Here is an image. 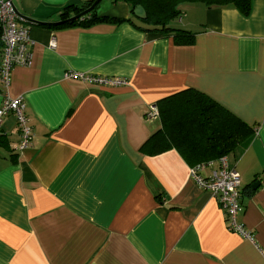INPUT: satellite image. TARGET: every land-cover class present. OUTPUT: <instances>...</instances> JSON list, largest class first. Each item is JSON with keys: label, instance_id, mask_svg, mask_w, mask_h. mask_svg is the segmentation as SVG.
I'll list each match as a JSON object with an SVG mask.
<instances>
[{"label": "crops", "instance_id": "obj_1", "mask_svg": "<svg viewBox=\"0 0 264 264\" xmlns=\"http://www.w3.org/2000/svg\"><path fill=\"white\" fill-rule=\"evenodd\" d=\"M91 1H13L33 45L30 63L14 68L8 87L0 82V107L23 97L34 138L19 151L18 120L4 119L0 264H264V0L248 16L184 8L177 27L195 33L190 45L143 30L113 0L97 12L124 22L66 25L75 13L62 19L64 8ZM71 72L127 84H89ZM188 89L254 129L227 156L241 177L238 222L248 236L231 230L179 151L145 146L162 129L161 115L146 118L150 108Z\"/></svg>", "mask_w": 264, "mask_h": 264}, {"label": "trees", "instance_id": "obj_2", "mask_svg": "<svg viewBox=\"0 0 264 264\" xmlns=\"http://www.w3.org/2000/svg\"><path fill=\"white\" fill-rule=\"evenodd\" d=\"M254 0H113L126 3L132 13L142 7L146 20H139L143 30L164 35H174L179 44H193L195 33L177 26H171L176 19L181 20L183 9L190 5H203L207 9L233 7L243 15L251 12ZM95 0L83 6L69 5L64 8L62 19L75 17L92 6ZM96 7L91 13L66 25L91 27L103 22L122 23L124 20L98 14ZM137 19V18H136ZM162 129L146 143L153 153H164L175 149L191 165L196 167L216 162L232 154L238 146L247 142L254 129L244 123L230 110L214 99L195 89H188L167 97L159 102Z\"/></svg>", "mask_w": 264, "mask_h": 264}, {"label": "built area", "instance_id": "obj_3", "mask_svg": "<svg viewBox=\"0 0 264 264\" xmlns=\"http://www.w3.org/2000/svg\"><path fill=\"white\" fill-rule=\"evenodd\" d=\"M13 1L0 0V82L5 87H8L15 67L27 66L30 63L31 47L33 45L30 30L21 24L23 19L17 12ZM67 78L105 86L127 84L126 81L118 78H106L73 72L68 73ZM9 115H14L18 120L22 139L17 148L19 151H24L32 144L34 134L28 124L26 102L23 97L16 99L6 98L0 107V129L4 119ZM158 117H160L159 108L152 106L146 118L149 121H154ZM216 162L219 164V169L213 171L209 179L202 178L200 172L207 167H214ZM216 162L194 167L192 169V177L202 189L209 191L219 200L230 222L231 230L248 236L238 222L239 215L243 211L240 174L235 168L230 166L227 157H222ZM262 179L264 182V173L262 174Z\"/></svg>", "mask_w": 264, "mask_h": 264}, {"label": "water", "instance_id": "obj_4", "mask_svg": "<svg viewBox=\"0 0 264 264\" xmlns=\"http://www.w3.org/2000/svg\"><path fill=\"white\" fill-rule=\"evenodd\" d=\"M103 0H95V2L93 3V5L88 8L86 11H84L83 13H81L80 15L70 19L68 22L72 23L75 22L76 20L80 19L83 16H86L87 14L91 13L93 10L96 9V7L102 2ZM134 16L139 19V20H146L147 18V14L145 12V10L142 7H137L134 10ZM261 186L260 183L254 184L252 186L253 189H258Z\"/></svg>", "mask_w": 264, "mask_h": 264}, {"label": "rangeland", "instance_id": "obj_5", "mask_svg": "<svg viewBox=\"0 0 264 264\" xmlns=\"http://www.w3.org/2000/svg\"><path fill=\"white\" fill-rule=\"evenodd\" d=\"M192 13H193L192 10H188L187 13L184 15V17H186V18L190 17L191 18ZM179 21H180L179 19H176L175 21L172 22V25L171 26H173V27L174 26H178Z\"/></svg>", "mask_w": 264, "mask_h": 264}]
</instances>
